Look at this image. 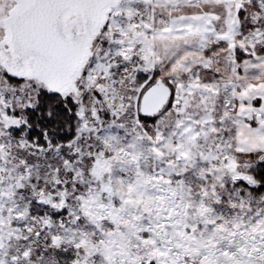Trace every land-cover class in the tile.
<instances>
[{
  "label": "snow or ice",
  "instance_id": "6c2138e0",
  "mask_svg": "<svg viewBox=\"0 0 264 264\" xmlns=\"http://www.w3.org/2000/svg\"><path fill=\"white\" fill-rule=\"evenodd\" d=\"M0 264H264V0H0Z\"/></svg>",
  "mask_w": 264,
  "mask_h": 264
}]
</instances>
